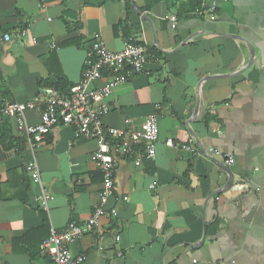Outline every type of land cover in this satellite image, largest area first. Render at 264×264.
<instances>
[{"label": "crops", "instance_id": "obj_1", "mask_svg": "<svg viewBox=\"0 0 264 264\" xmlns=\"http://www.w3.org/2000/svg\"><path fill=\"white\" fill-rule=\"evenodd\" d=\"M209 2L214 22L176 18L172 29L165 2L145 11L132 0L126 18L124 0H70L76 17H65L67 26L60 0H0V110L31 101L47 81L78 84L96 36L112 52L131 41L148 50L144 72L108 99L103 123L137 130L156 115L155 157L139 165L116 157L109 215L70 245L80 264H264V0ZM206 115L215 120L206 124ZM24 119L35 126L40 114ZM0 126L9 131L0 135L9 197L0 202V264H53L40 253L43 240L84 225L99 203L97 145L60 126L32 151L13 119L0 113ZM33 160L40 183L25 171ZM43 190L52 195L48 213ZM24 194L25 203L12 198Z\"/></svg>", "mask_w": 264, "mask_h": 264}, {"label": "built area", "instance_id": "obj_2", "mask_svg": "<svg viewBox=\"0 0 264 264\" xmlns=\"http://www.w3.org/2000/svg\"><path fill=\"white\" fill-rule=\"evenodd\" d=\"M200 19L211 22L216 20V7L209 0H203L195 13ZM174 29L176 17H167ZM3 41L10 42L11 36H3ZM52 49H59L52 45ZM148 57L145 46L131 41L122 51L112 52L99 36L88 52L82 80L70 87L67 95L59 94L55 89L42 87L35 97L27 103H5L0 113L16 123L17 132L25 138L32 151L40 148L52 129L56 127H72L78 137L92 140L96 143V151L92 160L96 163L102 176V190L99 203L96 205L90 219L84 225L69 223L62 232L51 230L50 236L40 245L41 255L51 257L53 264H80L84 257H74L70 245L83 235L92 234L98 228L102 217L109 215L107 205L114 193V174L117 167V156L131 157L135 165H139L142 157L154 158L156 144L159 140L158 117L149 116L144 124L135 130H117L107 128L103 118L110 113L108 99L120 84L126 83L132 77L144 72V64ZM101 86H95L102 82ZM27 111H38L40 123L30 126L24 115ZM129 120L125 126L129 127ZM166 145L174 147V142L168 140ZM185 148V147H183ZM209 152H213L210 149ZM233 157L225 160L226 166H233ZM32 180L40 183V172L36 160L25 169ZM39 207L48 213L52 195L43 190L39 199ZM116 216V214L114 213Z\"/></svg>", "mask_w": 264, "mask_h": 264}, {"label": "trees", "instance_id": "obj_3", "mask_svg": "<svg viewBox=\"0 0 264 264\" xmlns=\"http://www.w3.org/2000/svg\"><path fill=\"white\" fill-rule=\"evenodd\" d=\"M69 1L70 0H60L61 5L64 7V17L63 18H64L67 26H69L70 24L66 21V18L71 17V16L73 18L76 17L74 14H71L69 9H68ZM202 1L203 0H187L186 3H183V2H180V0H179L180 5L177 6L178 0H143V2L145 3V6H144L145 11H150L152 9V7H154L159 2H165L169 13L175 14L176 18L184 19V20H190L192 18H196L195 13L200 8ZM124 3H125V17L127 18L130 11H131L132 0H124ZM80 28H81L80 25L75 24L72 29L70 28V30L71 31H79ZM115 30L117 31V28ZM124 35L126 36L127 39H129V33L126 30H124ZM42 87H48V88L55 89L61 95H67L69 92V89H70V87H68L67 84L65 83V80L63 79V77H59L56 80H53V82L47 81V84L45 86H42ZM212 120H215V118L207 116V115L204 118V121L206 124L211 122ZM8 134H9V131H8L7 127L6 126H2V127L0 126V135L3 136V135H8ZM13 175L15 176L17 174L11 173L10 177ZM26 188H27V186H26ZM12 198L13 199L14 198L19 199V201L22 203L26 202L25 194L22 195V197L16 196V197H12ZM8 199H9V197L7 195V192H5L4 184L0 183V202L6 201Z\"/></svg>", "mask_w": 264, "mask_h": 264}, {"label": "rangeland", "instance_id": "obj_4", "mask_svg": "<svg viewBox=\"0 0 264 264\" xmlns=\"http://www.w3.org/2000/svg\"><path fill=\"white\" fill-rule=\"evenodd\" d=\"M195 17H196V19H200L199 17H197L196 15H195Z\"/></svg>", "mask_w": 264, "mask_h": 264}]
</instances>
